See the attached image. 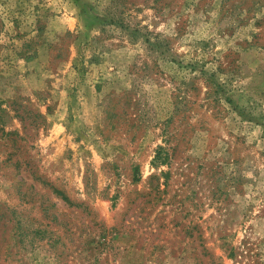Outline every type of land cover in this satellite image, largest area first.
Instances as JSON below:
<instances>
[{
    "label": "rangeland",
    "instance_id": "1",
    "mask_svg": "<svg viewBox=\"0 0 264 264\" xmlns=\"http://www.w3.org/2000/svg\"><path fill=\"white\" fill-rule=\"evenodd\" d=\"M0 264H264V0H0Z\"/></svg>",
    "mask_w": 264,
    "mask_h": 264
}]
</instances>
